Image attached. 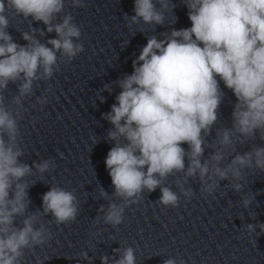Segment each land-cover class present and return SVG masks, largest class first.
I'll return each instance as SVG.
<instances>
[{"label": "clouds", "instance_id": "obj_1", "mask_svg": "<svg viewBox=\"0 0 264 264\" xmlns=\"http://www.w3.org/2000/svg\"><path fill=\"white\" fill-rule=\"evenodd\" d=\"M74 3L79 6L80 0ZM183 4L191 26L172 28L163 39L148 38L133 61L132 73L118 81L121 91L105 114L113 125L108 137L116 142L108 151L105 165L115 194L125 200L123 206H109L106 223L120 224L124 207L136 203L145 189L152 192L160 187V203L176 207L177 194L161 185L167 176L184 171L185 156L190 161L186 175L199 173L204 182L202 191L209 194L217 187L214 177L224 180L231 174L240 179L244 168L264 170V148L236 155L223 168L219 166L225 159L223 151H217L211 161L202 163L200 159L204 152L202 133L207 134L217 121L223 96L221 81L236 98L234 132L245 138L260 132L264 139V0H183ZM170 6L173 11L172 0H134L131 23L142 20L149 25H163ZM63 8L64 0H0V89L22 76L16 104H20V97L31 94L34 80L53 75L56 51L69 59L83 51L82 45L74 43L81 32L71 15L65 16L62 23L52 24ZM8 9L43 22L48 32L55 31L59 38L48 41L52 48L28 33L23 35L28 46L13 42L6 32L8 19L4 13ZM18 135L17 119L0 95V264H18L21 250L43 243L45 237L43 227H33L35 216L24 219L22 228L13 227V218L22 215L29 203V185L21 181L31 172L19 161L23 153ZM218 135L222 149L232 145V130ZM184 144L190 151H185ZM49 167V161L36 165L40 172ZM233 187L239 191L241 185ZM101 194L106 196L103 191ZM184 195L191 193L185 191ZM42 199L44 212H51L58 224L75 220L76 197L72 192L53 186ZM250 203L251 199L244 200L245 207ZM260 227L264 231V225ZM247 228L254 231L251 224ZM102 260L107 264V257ZM115 264H135L134 250L125 249ZM164 264L177 261L168 259Z\"/></svg>", "mask_w": 264, "mask_h": 264}]
</instances>
